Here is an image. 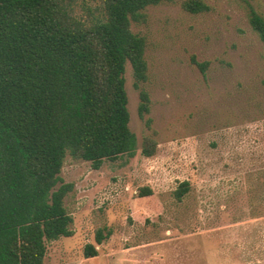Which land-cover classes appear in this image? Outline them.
Returning a JSON list of instances; mask_svg holds the SVG:
<instances>
[{
	"label": "rangeland",
	"instance_id": "1",
	"mask_svg": "<svg viewBox=\"0 0 264 264\" xmlns=\"http://www.w3.org/2000/svg\"><path fill=\"white\" fill-rule=\"evenodd\" d=\"M184 1L149 5L130 22L146 61L138 86L129 62L123 74L135 147L98 168L65 155L72 234L46 243L43 264H264V43L248 20L251 9L264 18V0H201L208 9L196 13ZM76 3L86 16L100 0ZM146 137L151 156L141 153ZM97 229L110 231L99 244ZM86 243L95 256H83Z\"/></svg>",
	"mask_w": 264,
	"mask_h": 264
},
{
	"label": "trees",
	"instance_id": "2",
	"mask_svg": "<svg viewBox=\"0 0 264 264\" xmlns=\"http://www.w3.org/2000/svg\"><path fill=\"white\" fill-rule=\"evenodd\" d=\"M164 1L100 0L95 13L82 16L76 0H0V264H43L46 243L72 234L63 204L72 183L59 177L66 154L93 168L132 154L123 74L129 62L138 86L146 61L145 39L130 22ZM182 6L208 9L201 0ZM248 20L264 43V18L251 9ZM139 98L142 117L146 90ZM155 148L146 137L141 153L151 156ZM187 190L182 181L173 194L180 200ZM109 235L97 229L94 240ZM96 254L92 243L83 246L85 258Z\"/></svg>",
	"mask_w": 264,
	"mask_h": 264
}]
</instances>
